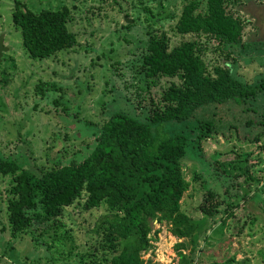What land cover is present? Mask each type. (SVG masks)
Listing matches in <instances>:
<instances>
[{
	"label": "rangeland",
	"instance_id": "1",
	"mask_svg": "<svg viewBox=\"0 0 264 264\" xmlns=\"http://www.w3.org/2000/svg\"><path fill=\"white\" fill-rule=\"evenodd\" d=\"M14 1L0 0V33L7 47L0 60V154L31 170L80 159L91 139L88 133L111 110L143 118L161 104V90L179 82L176 76H159L145 87L140 56L150 33H164L170 44L192 37L174 29L185 0H17L33 11L65 6L66 27L76 35L72 47L35 59L27 56L11 21ZM227 7L243 21L241 40L216 44L200 35V54L208 67L219 64L241 80L256 81L264 77V0H228ZM256 96L247 103L228 99L196 106L186 122L211 118L215 125L205 136L196 138L197 129L179 121L158 127L187 133L181 167L189 184L181 207L196 217L202 192L219 193L213 229L197 239V264H264V132L257 141L251 139L264 122V100ZM9 179L0 173V264L97 263L101 239L94 223L104 206L88 211L81 199L75 200L63 207L62 227L41 222L31 224L32 233L12 235L5 211ZM229 211L219 227L220 216ZM63 234L69 237L61 239ZM149 234L155 238L141 252L144 258L150 264H177V239L168 224L153 220Z\"/></svg>",
	"mask_w": 264,
	"mask_h": 264
},
{
	"label": "trees",
	"instance_id": "2",
	"mask_svg": "<svg viewBox=\"0 0 264 264\" xmlns=\"http://www.w3.org/2000/svg\"><path fill=\"white\" fill-rule=\"evenodd\" d=\"M227 2L204 0L201 6L200 0H185L174 29L182 36L191 34L190 38L170 44L164 33L148 34L140 56L145 87L155 84L154 78L159 76H176L179 82H169L160 92L161 104L156 103L143 118L125 110H111L88 133L91 139L80 159L37 171L0 154V173L10 176L5 211L12 235L32 233L31 224L41 222L62 227L63 207L81 199L84 210L105 207L94 223L98 242L101 239L96 264H150L151 259L144 258L141 252L155 238L149 234L153 220L166 222L169 233L177 239V264H197V239L208 227L213 229L211 221L221 203L216 198L219 193L211 188L202 192L195 205L199 214L196 217L181 207L180 199L189 184L181 167L187 133L182 128L164 131L158 127L164 122L179 121L197 129L198 138L215 124L211 118L187 123L196 106L228 99L247 103L245 99L258 94L264 100V77L248 83L231 74L228 67H208L200 54V35L213 38L216 44L241 40L243 21L228 9ZM67 14L65 6L33 11L14 1L11 21L20 31L28 57H45L76 43L75 33L65 24ZM261 126L251 137L254 141L264 132V122ZM230 214L231 211L220 216L219 227ZM68 237L63 234L60 238ZM89 254L95 257L94 253Z\"/></svg>",
	"mask_w": 264,
	"mask_h": 264
},
{
	"label": "water",
	"instance_id": "3",
	"mask_svg": "<svg viewBox=\"0 0 264 264\" xmlns=\"http://www.w3.org/2000/svg\"><path fill=\"white\" fill-rule=\"evenodd\" d=\"M6 48L7 47L5 45H3V43H2V33H0V60H1L2 51Z\"/></svg>",
	"mask_w": 264,
	"mask_h": 264
}]
</instances>
